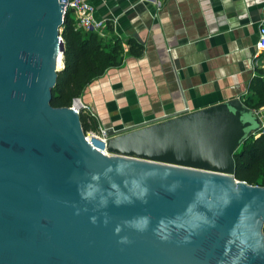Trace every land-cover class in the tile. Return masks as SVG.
<instances>
[{
	"label": "water",
	"instance_id": "95a60500",
	"mask_svg": "<svg viewBox=\"0 0 264 264\" xmlns=\"http://www.w3.org/2000/svg\"><path fill=\"white\" fill-rule=\"evenodd\" d=\"M62 1L0 0V264H264V186L233 176L252 109L106 127L99 151L49 102Z\"/></svg>",
	"mask_w": 264,
	"mask_h": 264
},
{
	"label": "crops",
	"instance_id": "0c3cea01",
	"mask_svg": "<svg viewBox=\"0 0 264 264\" xmlns=\"http://www.w3.org/2000/svg\"><path fill=\"white\" fill-rule=\"evenodd\" d=\"M90 3L93 16L104 21V40L114 36L125 43L130 37L142 45L138 56L126 48L119 65L79 94L105 127L234 97L243 103L251 95L250 79L264 75V52L257 55L254 47L264 0H162L159 8L149 0Z\"/></svg>",
	"mask_w": 264,
	"mask_h": 264
},
{
	"label": "trees",
	"instance_id": "16d2710c",
	"mask_svg": "<svg viewBox=\"0 0 264 264\" xmlns=\"http://www.w3.org/2000/svg\"><path fill=\"white\" fill-rule=\"evenodd\" d=\"M106 28L110 30L111 25L106 24ZM59 35L63 42L62 67L56 72L49 102L53 106H67L87 82L106 68L122 62V41L114 36L104 40L95 31L74 29L68 13L59 25ZM125 43L128 54L138 56L142 53V45L133 38H126ZM248 91L251 95L243 97L244 105L248 106L249 99L254 100L252 107L264 104V75L255 74L250 79ZM78 117L83 132L96 129L94 117L83 111L78 112ZM233 162L236 179L264 186V133L245 139L233 154ZM262 233L264 238V223Z\"/></svg>",
	"mask_w": 264,
	"mask_h": 264
},
{
	"label": "built area",
	"instance_id": "2783aa9c",
	"mask_svg": "<svg viewBox=\"0 0 264 264\" xmlns=\"http://www.w3.org/2000/svg\"><path fill=\"white\" fill-rule=\"evenodd\" d=\"M149 1L156 8H159L162 0ZM62 3V16H64L66 13L69 14V12L72 13V23L74 29L83 31L92 30L95 31L99 36H104V21L93 16V5L90 3V0H64L62 1ZM121 46L122 50L125 51L127 48V44L121 42ZM254 47L257 55L261 52H264V4L261 9L260 17L258 19L257 36L254 42ZM262 69L264 70V65L262 66ZM75 100H77L80 105L74 107L73 102ZM70 105L73 106L77 112L83 111V108H86L85 103L82 102L79 95L72 97ZM183 108H187V106H183ZM251 109L258 120V128L254 132H252V136H257L260 133H264V104L256 107H251ZM105 128L106 127L102 125L98 126L97 129H95L94 131L86 130L84 132V137L96 149L107 154L105 148L107 138V135L105 134ZM94 136L99 138L98 140L101 141V145L92 142V137Z\"/></svg>",
	"mask_w": 264,
	"mask_h": 264
},
{
	"label": "rangeland",
	"instance_id": "374dc122",
	"mask_svg": "<svg viewBox=\"0 0 264 264\" xmlns=\"http://www.w3.org/2000/svg\"><path fill=\"white\" fill-rule=\"evenodd\" d=\"M124 53V52H123ZM61 64H59L58 65V67L60 66ZM264 72V71H263ZM246 101V100H245ZM253 101L254 100H251V99H249L248 101H246V103H247V105L249 106V107H252L253 105ZM85 105H86V108H83L84 110H83V112H86V113H88L89 115H91L92 117H94V118H96V112L92 109V108H90L86 103H85ZM96 120V129H97V127L98 126H102V124L100 123V121H98L97 120V118L95 119ZM90 130V129H89ZM92 131H94V130H92Z\"/></svg>",
	"mask_w": 264,
	"mask_h": 264
},
{
	"label": "bare ground",
	"instance_id": "6f19581e",
	"mask_svg": "<svg viewBox=\"0 0 264 264\" xmlns=\"http://www.w3.org/2000/svg\"><path fill=\"white\" fill-rule=\"evenodd\" d=\"M60 64V62H59V60L56 62V66H58ZM73 105H74V107H76V106H78V105H80V103L77 101V100H75L74 102H73ZM92 139H94V140H97V139H99L98 137H96V136H94V137H92Z\"/></svg>",
	"mask_w": 264,
	"mask_h": 264
}]
</instances>
